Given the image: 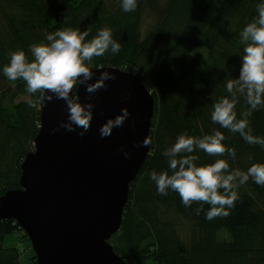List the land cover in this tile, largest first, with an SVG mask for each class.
I'll list each match as a JSON object with an SVG mask.
<instances>
[{
  "label": "trees",
  "instance_id": "16d2710c",
  "mask_svg": "<svg viewBox=\"0 0 264 264\" xmlns=\"http://www.w3.org/2000/svg\"><path fill=\"white\" fill-rule=\"evenodd\" d=\"M260 3L264 0H137L134 11L124 12L121 0H0V196L21 188L22 162L35 149L44 105L30 108L27 101L39 93L33 96L23 80L4 76L10 54L23 50L31 61L32 46L46 42L57 29L88 30L87 42L107 27L120 51L96 57L89 66L110 65L136 74L155 98L151 151L130 186L122 226L109 240L115 252L128 264L148 258L158 264H264V186L249 178L236 189L240 199L230 215L209 221V205L197 215L199 204L186 208L178 193L158 194L150 179L151 171L168 170L162 153L185 131L203 137L219 130L227 137L222 143L236 151L234 159L197 151L198 165L226 159L230 169L247 171L264 163V148L211 120L214 103L230 98L227 81L239 76L245 45L236 34L257 18ZM147 13L154 21L144 28ZM198 47L206 50L204 58L196 53ZM248 107L240 95L238 119ZM248 119L252 134L264 137V108ZM222 229L230 239H219ZM8 233L29 240L19 222L0 220V264H22L21 252L4 246Z\"/></svg>",
  "mask_w": 264,
  "mask_h": 264
},
{
  "label": "water",
  "instance_id": "95a60500",
  "mask_svg": "<svg viewBox=\"0 0 264 264\" xmlns=\"http://www.w3.org/2000/svg\"><path fill=\"white\" fill-rule=\"evenodd\" d=\"M92 70L89 83L102 71L116 79L92 97L90 130L53 132L67 121L66 104L44 101L35 149L22 162L21 188L0 196V220L19 222L37 264H128L109 240L122 226L130 186L151 151L150 143L134 145L150 141L155 98L136 74L110 65ZM75 94L88 102L84 85ZM124 108L130 115L123 127L101 138L102 125Z\"/></svg>",
  "mask_w": 264,
  "mask_h": 264
},
{
  "label": "clouds",
  "instance_id": "9594fccd",
  "mask_svg": "<svg viewBox=\"0 0 264 264\" xmlns=\"http://www.w3.org/2000/svg\"><path fill=\"white\" fill-rule=\"evenodd\" d=\"M124 12H132L137 7V0H121ZM258 16L248 23L240 33L241 42L245 45L241 56L239 76L226 83L230 94L222 97L213 105L211 120L221 128L228 129L240 136L250 145L259 144L264 148V137L252 134L249 117L253 111L264 108V3L257 5ZM89 31H81L71 27L57 29L46 36V42L32 46L30 61L23 50L10 54V62L3 67L4 76L10 81L23 80L26 91L35 99L27 101L28 106L39 110L44 101L54 98L63 100L66 104L67 121H61L53 132L64 128L68 131L82 129L84 136L91 128L95 104L92 97L101 89H106V81L115 80L116 76L109 71H102L95 83H89L94 72L89 63L96 57H102L107 52L113 55L120 51L121 44L113 39L112 32L105 27L97 35L86 42ZM84 85L89 94L88 102L82 103L75 93L79 86ZM243 95L249 106L237 118L236 104ZM130 113L127 108L115 118H109L99 129L101 138L112 134L114 128L123 127ZM227 137L219 130L203 137L190 136L186 131L180 133L175 143L167 148L162 155L167 158L168 170L150 172V179L155 183L157 192L166 196L171 190L179 194L183 205L188 208L194 203L200 207L195 209L197 215L204 211L203 205H209L205 213L207 220L230 215V209L235 207L240 199L236 189L244 185L249 178L254 183L264 186V163H254L247 171L230 169L226 159H217L214 163L198 165L199 157L193 155L203 151L209 156H224L235 158L236 151L222 142ZM146 138L134 147L148 146ZM125 158L129 156L124 152Z\"/></svg>",
  "mask_w": 264,
  "mask_h": 264
},
{
  "label": "rangeland",
  "instance_id": "374dc122",
  "mask_svg": "<svg viewBox=\"0 0 264 264\" xmlns=\"http://www.w3.org/2000/svg\"><path fill=\"white\" fill-rule=\"evenodd\" d=\"M145 22L143 27L145 28L146 26H148L149 23H152L154 21L153 19V15H151L150 13H147L145 15L144 18ZM240 33L241 31H239L236 34V37L238 38V40L241 41L240 38ZM196 53L204 58L206 56V50L204 48L198 47L196 49ZM27 96H23V98H26ZM21 234H17V233H8V235H6L4 237V246L6 248L8 247H16L18 249V251H20V262H22V264H37L35 261H33L32 256L35 254V251L32 247V243L31 240H27L24 237H21ZM219 239L223 240V239H230V235L228 233V231H226L225 229H222V231L219 233ZM143 264H158L157 261L148 258L146 259Z\"/></svg>",
  "mask_w": 264,
  "mask_h": 264
}]
</instances>
